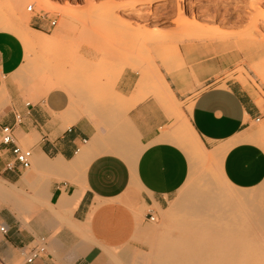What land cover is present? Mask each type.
<instances>
[{"label":"crops","instance_id":"obj_1","mask_svg":"<svg viewBox=\"0 0 264 264\" xmlns=\"http://www.w3.org/2000/svg\"><path fill=\"white\" fill-rule=\"evenodd\" d=\"M46 17L29 28L50 43L29 58L21 39L0 29V130L10 126L15 143L31 151L23 168L13 145L0 143V264L151 258L164 231L158 222L189 176L176 141L187 129L204 149H225L211 166L231 185L264 181V148L243 139L264 123V97L250 82L225 77L236 52L211 39L182 41L175 54L183 70L180 59L162 55L97 67L93 50L64 47L60 60L70 63L60 66L52 50L49 60L36 55L63 34ZM121 63L117 73L99 75ZM41 238L44 251L26 262Z\"/></svg>","mask_w":264,"mask_h":264},{"label":"rangeland","instance_id":"obj_2","mask_svg":"<svg viewBox=\"0 0 264 264\" xmlns=\"http://www.w3.org/2000/svg\"><path fill=\"white\" fill-rule=\"evenodd\" d=\"M33 6V13L24 8L25 13L31 15L28 27L37 16L45 15L48 21L57 20V27L63 31L54 47L46 51L36 49L41 59L49 60L52 50L56 63L66 65L70 62L60 60L64 47L86 46L99 55L98 62H94L97 67L116 64L122 56L134 55L145 63L150 57L155 60L160 55L180 59L181 67L183 60L175 54L178 43L211 39L237 53L234 68L227 71L225 77L237 79L246 86H250V82L264 97V79L252 71L247 58L248 53L264 55V0H48L47 7L40 2ZM124 7L127 8L124 10ZM155 25L162 29L158 34L154 32ZM250 36L253 38L251 44L241 48L240 43ZM109 44L122 52H112ZM103 53H108L106 58ZM126 65L121 63L111 72L117 73ZM211 170L214 178L220 177L215 167L211 166ZM165 216L167 218L163 216L158 222V228L166 229L170 224V228H175L168 214ZM171 231L173 236L178 232Z\"/></svg>","mask_w":264,"mask_h":264},{"label":"bare ground","instance_id":"obj_3","mask_svg":"<svg viewBox=\"0 0 264 264\" xmlns=\"http://www.w3.org/2000/svg\"><path fill=\"white\" fill-rule=\"evenodd\" d=\"M35 2L48 5V0H0V29L20 37L26 58L35 46L47 48L50 43L49 37L37 34L27 25L31 15L24 8L27 10ZM161 30L160 25H155L156 34ZM252 41L250 36L240 47ZM247 58L252 71L264 79V55L248 53ZM181 67L186 70L183 64ZM110 73L114 72L105 69L99 75ZM256 102L262 103L259 97ZM243 139L264 146V123ZM176 141L189 158L190 172L166 211L175 228L164 229L153 256L138 264H264V181L253 188L237 189L220 172V177L214 178L211 170V164L218 162L225 149H204L192 129L185 130ZM173 229L178 235H171Z\"/></svg>","mask_w":264,"mask_h":264},{"label":"built area","instance_id":"obj_4","mask_svg":"<svg viewBox=\"0 0 264 264\" xmlns=\"http://www.w3.org/2000/svg\"><path fill=\"white\" fill-rule=\"evenodd\" d=\"M28 11H33L34 6L29 5L28 6ZM56 24V20L52 19L50 20V25L54 26ZM0 143L1 144H11L13 145L12 147V153L16 159V161L23 167V168H28L31 165V151L27 148H23L22 146L18 145L14 141V135H13V130L10 126H3L0 130ZM149 219L154 220V216L150 215ZM0 231L5 232L6 228L5 226H0ZM40 243L34 245L28 254L26 255V262H31L35 257L40 255L44 251V241L43 238L40 239Z\"/></svg>","mask_w":264,"mask_h":264}]
</instances>
